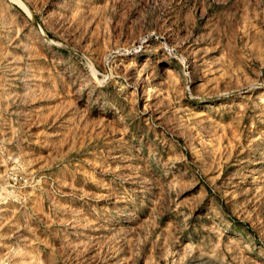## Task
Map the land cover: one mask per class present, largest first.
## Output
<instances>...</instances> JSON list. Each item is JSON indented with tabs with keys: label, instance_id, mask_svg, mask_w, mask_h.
Wrapping results in <instances>:
<instances>
[{
	"label": "rangeland",
	"instance_id": "1",
	"mask_svg": "<svg viewBox=\"0 0 264 264\" xmlns=\"http://www.w3.org/2000/svg\"><path fill=\"white\" fill-rule=\"evenodd\" d=\"M10 170L8 264H264V0H0Z\"/></svg>",
	"mask_w": 264,
	"mask_h": 264
},
{
	"label": "built area",
	"instance_id": "2",
	"mask_svg": "<svg viewBox=\"0 0 264 264\" xmlns=\"http://www.w3.org/2000/svg\"><path fill=\"white\" fill-rule=\"evenodd\" d=\"M4 175L0 176V179L5 181L2 188L6 191L4 194L9 196L14 193L17 187H24L29 184L30 177L21 172H15L13 170L5 171ZM0 264H8L7 262L0 260Z\"/></svg>",
	"mask_w": 264,
	"mask_h": 264
}]
</instances>
